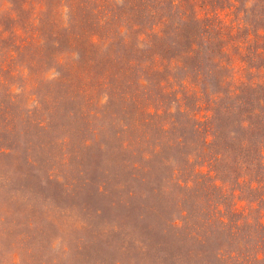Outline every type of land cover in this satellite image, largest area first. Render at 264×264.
<instances>
[{"label":"rangeland","instance_id":"obj_1","mask_svg":"<svg viewBox=\"0 0 264 264\" xmlns=\"http://www.w3.org/2000/svg\"><path fill=\"white\" fill-rule=\"evenodd\" d=\"M0 264H264V0H0Z\"/></svg>","mask_w":264,"mask_h":264}]
</instances>
